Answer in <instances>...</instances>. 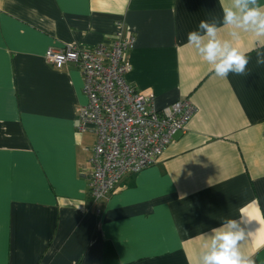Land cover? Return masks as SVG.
Listing matches in <instances>:
<instances>
[{"label":"crops","instance_id":"crops-1","mask_svg":"<svg viewBox=\"0 0 264 264\" xmlns=\"http://www.w3.org/2000/svg\"><path fill=\"white\" fill-rule=\"evenodd\" d=\"M221 16V0H0V264H196L203 235L242 210L252 232L242 250L264 264L260 45L242 34L251 61L227 78L187 45L201 20ZM117 31L135 38L125 82L158 110L188 100L195 112L98 215L87 184L95 138L76 122L81 72L44 53L108 45Z\"/></svg>","mask_w":264,"mask_h":264},{"label":"built area","instance_id":"built-area-1","mask_svg":"<svg viewBox=\"0 0 264 264\" xmlns=\"http://www.w3.org/2000/svg\"><path fill=\"white\" fill-rule=\"evenodd\" d=\"M133 43L132 34L117 31L108 45L100 43L90 49L65 45L44 53L54 68L73 64L81 72L87 102L77 108L76 122L79 132H91L95 138L87 184L98 215L99 204L120 181L156 164L195 112L188 100L158 110L152 94L136 91L125 82Z\"/></svg>","mask_w":264,"mask_h":264},{"label":"clouds","instance_id":"clouds-1","mask_svg":"<svg viewBox=\"0 0 264 264\" xmlns=\"http://www.w3.org/2000/svg\"><path fill=\"white\" fill-rule=\"evenodd\" d=\"M220 18L201 20L197 30L188 32L187 45L210 66L217 77L227 78L229 74L245 75L251 57L236 46L242 34L254 36L258 44L256 64L264 65V3L261 0H221ZM227 28L228 38L220 35ZM241 219L225 218L220 227L204 234L206 242L197 253L196 264H255L251 255L242 250V244L252 235Z\"/></svg>","mask_w":264,"mask_h":264}]
</instances>
